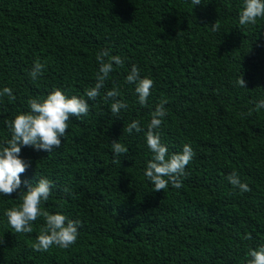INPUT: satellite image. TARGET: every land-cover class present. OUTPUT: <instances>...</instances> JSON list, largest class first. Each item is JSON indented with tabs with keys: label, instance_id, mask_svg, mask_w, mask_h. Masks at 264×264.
Here are the masks:
<instances>
[{
	"label": "trees",
	"instance_id": "obj_1",
	"mask_svg": "<svg viewBox=\"0 0 264 264\" xmlns=\"http://www.w3.org/2000/svg\"><path fill=\"white\" fill-rule=\"evenodd\" d=\"M243 2L0 0V90L16 97L0 98V144L29 99L59 88L88 100L100 51L124 61L88 100L89 114L70 119L59 148L22 146L20 153L29 164L21 189L52 180L42 206L80 221L76 243L34 251L43 218L31 233H15L5 212L21 197L0 195V264H247L249 250L264 245V108L255 110L264 100V19L241 26ZM37 60L45 67L33 81ZM132 65L154 81L146 106L126 82ZM242 76L246 88L237 83ZM113 88L127 105L119 117L105 100ZM162 100L167 114L157 131L169 155L190 144L195 156L182 187L155 192L144 174L153 155L146 132ZM136 119L143 131L123 132ZM113 140L129 148L120 163H113ZM232 172L251 190L234 188Z\"/></svg>",
	"mask_w": 264,
	"mask_h": 264
},
{
	"label": "clouds",
	"instance_id": "obj_2",
	"mask_svg": "<svg viewBox=\"0 0 264 264\" xmlns=\"http://www.w3.org/2000/svg\"><path fill=\"white\" fill-rule=\"evenodd\" d=\"M194 5H200L201 0H192ZM258 18L264 19V0H244L239 14V24L241 26L255 25ZM213 31L219 29L216 22L212 26ZM99 70L96 73V83L94 87L86 90L85 95L88 100H96L100 95V90L105 86L109 74L113 71V65L123 66V59L119 55H111L108 49L100 51L96 56ZM44 64L39 60L35 61L29 76L33 81L38 80L44 71ZM126 82L135 84V93L138 102L146 106L154 87V81L150 78H141L140 69L132 65L131 71L126 76ZM239 86L246 88V81L243 76L237 81ZM119 90L113 88L106 93L105 100H112L110 111L113 116L119 117L121 109L127 105L117 99ZM8 97L15 100L13 90L4 87L0 90V98ZM88 100L72 95L67 96L61 89L57 88L50 92L43 99H29L28 111L20 112L14 118L7 121V127L11 133V138L6 143L0 144V195L11 196L19 193L21 203L6 210L8 224L15 233L28 234L33 231V222L38 218H43L44 226L36 242L32 245L34 251L47 252L53 245L62 249H67L76 243L79 236L80 221L71 220L62 213L52 214L45 210L43 202L47 201L52 193L53 181L41 177L38 182L31 184L24 182L27 191L21 189V174L29 167L20 158L22 146L34 147L37 151L43 150L51 153L63 143L67 135L68 122L71 118H81L90 112ZM167 100H162L157 104L151 113V120L147 126L146 142L150 149L152 158L147 162L145 176L154 185V191L165 190L169 184L174 188L182 187V178L186 175V167L195 156V152L190 144H184L180 152L169 155L167 146L161 140L159 129L166 116ZM264 108V100L256 104V111ZM249 110V115H251ZM143 131L140 120L136 119L129 123L123 132L128 134ZM113 163H120L119 157L129 152L123 143L112 141ZM228 181L234 188L241 192L250 191L247 183H242L238 174L232 172L228 176ZM250 239L251 237H245ZM247 255L250 259L247 264H264V245L256 249H250Z\"/></svg>",
	"mask_w": 264,
	"mask_h": 264
}]
</instances>
